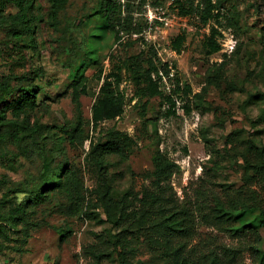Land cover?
Wrapping results in <instances>:
<instances>
[{"label":"rangeland","instance_id":"1","mask_svg":"<svg viewBox=\"0 0 264 264\" xmlns=\"http://www.w3.org/2000/svg\"><path fill=\"white\" fill-rule=\"evenodd\" d=\"M102 1L67 0L57 26H52V0H35V47L0 30V83L16 77L9 82L12 94L0 102V114L5 110L10 118L6 105L35 83L40 92L30 122L41 126L18 144L0 142V199H6L0 214L46 187L43 199L28 209L26 241L24 223L0 220V264H120L114 243L121 225L132 230L130 264H168L167 248L180 246L189 264H264V132L257 131L263 125L252 126L264 108V0H225L221 16L205 26L195 14L178 15L175 0H145L134 13L143 25L144 41L132 35V44L125 34L121 42L114 40L98 15ZM1 8L15 11L5 0H0ZM212 27L220 32V50L205 56L204 42ZM179 34L186 35V42L178 53L171 42ZM143 46L152 47L159 62L169 64L171 79L191 87L189 111L178 99L170 114L165 100L137 96L130 75L120 67ZM223 61L227 65L216 83L203 98H194L206 86L211 67ZM118 68L124 113L94 129L91 125L90 136L104 142L109 133L119 131L131 138L132 146L125 158L107 157L108 175L100 177L85 159L89 141L71 148L62 127L75 119V76L86 77L87 95L80 97V104L89 120L105 76ZM38 69L43 76L32 81ZM163 82L166 94L171 93L170 82ZM157 154L178 165L161 184V192L150 175ZM63 167L76 174L85 198L83 210L74 216L59 183ZM104 184L122 204L119 226L107 221L98 201ZM10 189L22 192L11 194ZM144 192L160 193L162 200L140 201ZM168 211L178 212L188 230L166 244L161 223ZM141 212V222L130 216Z\"/></svg>","mask_w":264,"mask_h":264},{"label":"trees","instance_id":"2","mask_svg":"<svg viewBox=\"0 0 264 264\" xmlns=\"http://www.w3.org/2000/svg\"><path fill=\"white\" fill-rule=\"evenodd\" d=\"M14 6V12H4L3 8L0 10V30L5 31V35L14 41L22 42L28 47H35V23L33 16V8L35 0H5ZM225 0H175L177 13L180 16H188L195 14L198 16L199 23L205 26L210 20L221 16L219 7ZM67 0H52V5L49 14V23L52 26H57V18L59 12L65 6ZM145 4V0H103L100 3L98 10L99 17L104 21L107 27L114 35L116 42H121L124 39V34L127 35V42L132 44V35H136L135 40H143V25L135 18L134 13L137 9ZM3 6V4H2ZM134 6V7H133ZM220 32L217 28L212 27L210 34L206 37L205 56H211L220 50V45L217 41V36ZM186 42V35L179 34L172 39L171 46L176 52H180L181 47ZM261 42L264 45V27L261 32ZM227 65L226 61L220 64H214L209 75L206 77V86L202 91L193 94L194 98H203V93L206 92L207 87L214 85L216 79L220 77L223 69ZM126 70L130 75L132 81L136 86V94L140 98H155L165 100L169 105V113L174 114L177 99L183 101V108L186 111L190 110L189 97L192 95L191 87L188 84L180 85L179 80L171 79L170 74L172 68L168 63H160L157 58V52L149 46H143L139 52L126 56L123 60V65L120 67ZM110 71L104 78L98 94L91 106V118H85L81 104L80 97L87 95L86 77L79 73L75 76L72 82L71 98L75 108V119L70 124L63 126L66 134V140L71 148L82 146L87 140L89 141V149L85 155V159L91 165L100 177L108 175L109 162L107 157L111 155H119L122 158L126 157L127 151L132 146V140L127 134L119 131L111 132L107 135V139L102 142L100 140L94 141L90 136L89 127L92 129L106 120H114L124 113L125 98L119 92L118 85L121 82V69ZM161 73V75H160ZM43 76V72L38 69L34 71L32 81H37ZM16 77H6L0 83V102L4 101L7 96L11 95L13 88L9 82ZM163 78H166L170 85H172L171 93L166 94L164 91ZM175 81V82H174ZM39 88L34 83L25 87L21 95L6 105L10 108V118H6L5 110L0 114V142L6 140L12 141L16 144L24 141L27 137L39 132L41 126L31 123V117L38 106ZM258 95L250 96L246 103H252L253 98ZM176 98V100H175ZM148 100L142 105L145 109ZM263 125L264 132V108L260 109V113L252 126L258 127ZM260 133V132H259ZM155 167L152 173L151 184L161 192V184L168 181L174 171L178 169V165L164 155L157 154L155 159ZM62 176L59 180L60 185L64 186L66 197L68 200L69 214L74 216L83 210L84 195L82 194V187L76 174L71 170H65L63 167ZM44 188H41L35 194L28 196V199L18 204L15 207H10L6 214H0V220H6L11 225L24 223L23 240L26 241L29 236V224L27 223L28 209L31 204L40 202L43 199ZM22 192L21 189H10L8 193L16 194ZM98 201L103 209V213L107 217V221L114 226H119L123 219V208L119 200L112 197V188L108 184L103 185V189L97 192ZM162 200V197L154 192H144L140 201L156 202ZM6 199H0V207H4ZM118 211V215L116 214ZM134 220L142 221L144 212L140 214H130ZM121 231L115 235V246L119 247L117 253L120 259V264H130V250L128 245L132 237V230L128 226H120ZM187 226L184 219L181 218L178 212L168 211L161 223V231L165 238L166 244L171 241L173 237L184 235L187 232ZM168 264H189L184 256L181 254V246L177 248H167ZM106 255H99L100 257ZM109 256H112L109 254Z\"/></svg>","mask_w":264,"mask_h":264},{"label":"built area","instance_id":"3","mask_svg":"<svg viewBox=\"0 0 264 264\" xmlns=\"http://www.w3.org/2000/svg\"><path fill=\"white\" fill-rule=\"evenodd\" d=\"M160 75H161V73H160Z\"/></svg>","mask_w":264,"mask_h":264}]
</instances>
